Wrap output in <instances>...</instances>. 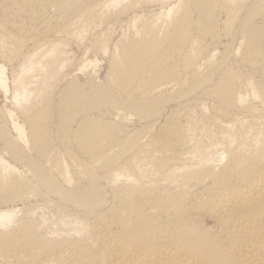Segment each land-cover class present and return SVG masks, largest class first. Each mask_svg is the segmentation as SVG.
<instances>
[{
    "label": "bare ground",
    "instance_id": "obj_1",
    "mask_svg": "<svg viewBox=\"0 0 264 264\" xmlns=\"http://www.w3.org/2000/svg\"><path fill=\"white\" fill-rule=\"evenodd\" d=\"M0 264H264V0H0Z\"/></svg>",
    "mask_w": 264,
    "mask_h": 264
},
{
    "label": "rangeland",
    "instance_id": "obj_2",
    "mask_svg": "<svg viewBox=\"0 0 264 264\" xmlns=\"http://www.w3.org/2000/svg\"><path fill=\"white\" fill-rule=\"evenodd\" d=\"M119 23H120V25H119ZM119 23H117V24H114V34H115V39L116 40H118L119 38H120V36L122 35V34H125V33H128V26L127 25H125V24H127V22H125L124 23V21H122V22H119ZM124 23V24H123ZM123 24V25H122ZM120 26V28L117 30V28L116 27H119ZM124 26V27H123ZM124 28V29H123ZM122 29V30H121ZM104 30L105 31H107L108 29L105 27L104 28ZM116 30V31H115ZM124 30H126V32L124 31ZM118 31V32H117ZM122 31H124V33L122 32ZM120 34V35H119ZM117 36V37H116ZM78 47H73L72 49V52L74 53V57H72V62L73 63H71L72 64V69L70 70V76H74V73H75V75L76 74H78V76H79V78H80V80L81 81H84V80H86L87 79V76H86V73H82V74H80L79 73V71L77 70L78 68H80L79 66H82L83 65V63L85 62V59H95L96 57L98 58V60H101V61H99L100 62V65H99V67L96 69V72L98 73H95V75L97 76L96 78H97V80L98 79H102V77L104 78V79H102L103 81H98V82H100V83H103L104 81H105V77H106V75H107V73L109 72V70H110V65H108L109 64V61H108V57H104V56H95V55H92L91 53H89V55H88V52H87V50L86 49H84V48H78ZM75 49V50H74ZM82 49V51H80ZM84 49V50H83ZM87 52V53H86ZM85 54H87L86 56H84ZM76 55V56H75ZM81 55V56H80ZM83 56H84V58H83ZM88 56V57H87ZM75 58H77V59H75ZM81 58H83V59H81ZM73 59H75L74 61H73ZM79 60V61H78ZM102 61H104L103 63H102ZM74 62H76V63H74ZM78 62V63H77ZM108 63V64H107ZM75 64V65H74ZM76 66V67H75ZM78 72H77V71ZM104 71H105V73H104ZM102 73V74H101ZM84 74V75H83ZM81 76V77H80ZM99 76V77H98ZM101 77V78H100ZM2 105L4 104V98H2Z\"/></svg>",
    "mask_w": 264,
    "mask_h": 264
}]
</instances>
